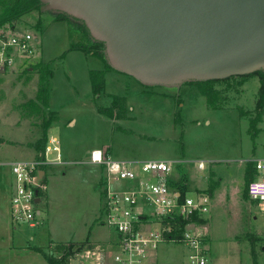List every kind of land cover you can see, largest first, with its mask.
I'll return each mask as SVG.
<instances>
[{"label": "rangeland", "instance_id": "rangeland-1", "mask_svg": "<svg viewBox=\"0 0 264 264\" xmlns=\"http://www.w3.org/2000/svg\"><path fill=\"white\" fill-rule=\"evenodd\" d=\"M55 19L46 7L23 13L15 25L36 33L38 51L23 61L16 55L13 64L0 67V159L6 163L0 165L1 193L9 176L7 163L29 159L34 149L26 142L39 135L33 145H44L53 132L75 160L54 170L52 164L63 157L45 165L50 166L46 196L39 204L44 225L50 238L72 239L67 241L84 248L111 234L99 222V183L105 171L84 160L86 149L104 147L115 158L173 159V186L193 194L190 190L204 185L203 191L213 195L205 218L193 219L209 264H253L252 251L264 264V202L252 200L246 191L254 177L253 155L264 152L259 74L214 81L211 95L202 94L196 81L146 84L108 64L104 46L96 48L87 30ZM40 45L47 61L37 58ZM91 70L99 83L95 88ZM47 117L52 121L46 127ZM34 122L40 127L32 126ZM200 160L203 168L198 167ZM26 229L29 236L37 227ZM57 243L46 241L41 248L45 260L59 253ZM184 251L179 239L162 241L151 262L184 264ZM5 256L0 264L14 263ZM62 258L69 261L68 255ZM24 260L18 258L20 264Z\"/></svg>", "mask_w": 264, "mask_h": 264}, {"label": "built area", "instance_id": "built-area-1", "mask_svg": "<svg viewBox=\"0 0 264 264\" xmlns=\"http://www.w3.org/2000/svg\"><path fill=\"white\" fill-rule=\"evenodd\" d=\"M36 33L16 25H0V67L16 61V55L31 57L38 51ZM52 154V157L49 154ZM88 162L105 171L100 180L101 218L111 234L101 242L77 248L74 242H60L57 257L69 256L64 264H152L162 241L179 239L184 246V264H209L202 232L194 217L205 218L210 209L209 193H184L173 186V162L162 158L128 159L113 157L104 147L92 148ZM58 137L49 135L43 155L33 160H14L9 201L12 224L36 227L41 223L39 204L45 196L46 174L39 175L41 165L60 161ZM204 163L198 162L203 168ZM255 176L247 182V194L264 202V157L253 161ZM36 198H38L36 200ZM185 221L178 238H167L180 221ZM55 245V243H54Z\"/></svg>", "mask_w": 264, "mask_h": 264}, {"label": "water", "instance_id": "water-1", "mask_svg": "<svg viewBox=\"0 0 264 264\" xmlns=\"http://www.w3.org/2000/svg\"><path fill=\"white\" fill-rule=\"evenodd\" d=\"M41 2V9L82 17L104 41L108 62L146 84L179 85L264 68V0Z\"/></svg>", "mask_w": 264, "mask_h": 264}, {"label": "crops", "instance_id": "crops-1", "mask_svg": "<svg viewBox=\"0 0 264 264\" xmlns=\"http://www.w3.org/2000/svg\"><path fill=\"white\" fill-rule=\"evenodd\" d=\"M61 19L66 20L65 18H57L55 20H61ZM66 22L68 24L70 23L67 20H66ZM69 26H70V24H69ZM38 55L39 56L37 58L39 60L41 59L42 62L47 61V57L43 54V48L41 47V45H40V50H39ZM23 60H24V58L20 59L19 61H23ZM48 103H47V105H45V107H47V108H49ZM46 120H49L48 117L46 118ZM50 121H52V119L46 123V127H47L48 123H50ZM38 124H40V123L34 122L32 126H34L35 128H37L38 126L40 127V125H38ZM49 135H53V136L57 137L56 134H54L53 132H50V131H49L48 137H49ZM48 137L46 140V144L48 142ZM38 138H39V135H35L34 138L29 139L26 142L25 145L32 147L34 149V152L32 154L33 156H31L29 159H22V160L29 161V160H33V159L38 158V157L43 155L46 144H45V147L42 151H38L37 148L33 145V142L35 140H37ZM1 141H3V140H1ZM59 145L61 148L60 149L61 158L63 157V160L61 159L62 162H60V163L52 164L53 167H51L52 168L51 170H54V167L63 166L66 164V162H69L71 160H75L72 154L71 155L68 154L67 149L63 146V144L60 142V140H59ZM91 149L92 148H90V150ZM90 150L86 149V151H85V154H87V155L85 156L84 160H86L87 162H88V157H89L88 153ZM258 157H264V152H261L258 155H253L254 159H257ZM152 158H162V157H152ZM152 158H143V159H152ZM128 159H134V158H128ZM162 159H164V158H162ZM16 160H21V159H16ZM170 160L172 162L174 161L173 159H170ZM12 161H14V160H12ZM54 162H57V161H54ZM3 163L6 165V163L0 159V165H2ZM10 163L11 162L7 163L8 164L7 170H8L9 176L7 177L6 183L3 185L4 186L3 187V193H1V191H0V257H3L4 255H8L5 257H12L13 261H14L13 264L19 263L18 258L19 259H22V258L25 259L24 262H22V264H28L29 262L27 261V259H31V264H48L47 260H45V257L43 256L42 250H41V248H43L45 246L46 241L47 242L48 241H51V242H63V241L65 242L66 241L67 242V240H72V239L61 240V239L50 238V236H48L49 231L47 233V229L45 228L46 226L44 225L46 215H45V213L43 214L42 212H41L42 214L40 215L42 221L40 224H38V226H36L37 229H35L36 232L34 234H31L29 236L27 235V234H30V232H27L28 229H26V228H29V230H30V227H25L27 225L14 224V223L12 224L11 216H10L9 201H10V196L12 193L13 174L10 172ZM88 163H90V162H88ZM203 167H204V165H203ZM47 168L50 169V166L43 168L46 175H47V172H46ZM101 174H102V172H101ZM101 174H100V176L98 175L95 177L96 181L100 179ZM204 187L205 186L203 185V186L194 188L193 190H190V191L194 192V193L195 192H201V191H203V189H205ZM45 196H46V194H45ZM45 196H44V198H45ZM210 196H213V195L210 194ZM44 215H45V217H44ZM36 227H31V228H36ZM39 232H43V233L40 234ZM40 236H42L41 239H40ZM85 239H88V238H85Z\"/></svg>", "mask_w": 264, "mask_h": 264}, {"label": "trees", "instance_id": "trees-1", "mask_svg": "<svg viewBox=\"0 0 264 264\" xmlns=\"http://www.w3.org/2000/svg\"><path fill=\"white\" fill-rule=\"evenodd\" d=\"M41 3H42L41 0H0V25H4V24H8V23L10 25H15L16 20H18V18L23 13H26V11H29L32 8H38L39 10H42L40 7ZM47 9L50 10V12L54 13L57 16V18H65L67 21H69L76 28H78V29L82 28L84 30H87L88 33L90 34L94 44L96 45V48L104 46V41L102 39L95 38L90 33V30H88V27L86 26V23L82 17H76V16L72 15L71 13H67L63 9H61V10L52 9V8H47ZM105 59L107 60L106 53H105ZM108 64H110V63L108 62ZM94 72H95V70H91L90 75H91V79H92L91 83H93V86L95 88V86H97L99 83L98 84L95 83ZM256 73L259 74L260 79H261V85H260L258 97H259V104L262 105L264 102V96H263L264 95V68L258 67V68H255V70H253V72L243 73L240 75L256 74ZM227 77L228 76L221 77V79L227 78ZM221 79H214V78H207L206 79L205 78V79H201V80H197V79H185V80L198 82L200 84L201 93L202 94L204 93L206 95H211L214 92L213 91L210 92V90H213L210 83L217 81V80H221ZM206 83H208L210 86L207 85ZM44 145L39 146L38 144H36V148L37 149L40 148V150L42 151L45 147ZM41 167L44 168L45 166L41 165ZM253 170H254L253 174L255 176V169L253 168ZM251 176H252L251 169L247 166L246 177L249 178ZM252 178L253 177H251L250 179H252ZM246 191H247V186H246ZM184 224H185V221L181 220L180 224L171 233L167 234V238H169V239H171L172 237L178 238ZM251 255H252V259H253V264H259L258 260H257V255H255L254 251H252ZM46 260L48 261V264H64V260L62 257H57L56 255H52V254L47 256Z\"/></svg>", "mask_w": 264, "mask_h": 264}]
</instances>
